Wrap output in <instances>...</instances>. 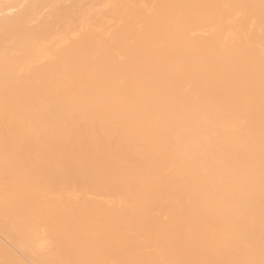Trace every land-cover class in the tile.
I'll use <instances>...</instances> for the list:
<instances>
[{
	"label": "bare ground",
	"instance_id": "1",
	"mask_svg": "<svg viewBox=\"0 0 264 264\" xmlns=\"http://www.w3.org/2000/svg\"><path fill=\"white\" fill-rule=\"evenodd\" d=\"M0 264H264V0H0Z\"/></svg>",
	"mask_w": 264,
	"mask_h": 264
}]
</instances>
